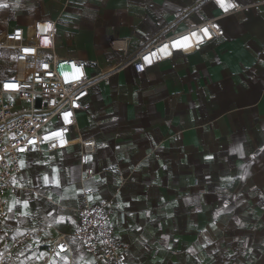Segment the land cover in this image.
<instances>
[{
    "label": "crops",
    "instance_id": "1",
    "mask_svg": "<svg viewBox=\"0 0 264 264\" xmlns=\"http://www.w3.org/2000/svg\"><path fill=\"white\" fill-rule=\"evenodd\" d=\"M238 1L222 36L137 73L131 60L147 46L218 15L212 0H0V35L54 19L56 53L96 77L77 113L81 135L97 141L95 174L82 182L78 146L22 157L4 224L34 239L14 262L99 264L77 240L48 254L77 228L87 187L92 201L116 197L134 264H264V4ZM113 38L129 39L127 52ZM7 240L0 232L2 253Z\"/></svg>",
    "mask_w": 264,
    "mask_h": 264
},
{
    "label": "built area",
    "instance_id": "2",
    "mask_svg": "<svg viewBox=\"0 0 264 264\" xmlns=\"http://www.w3.org/2000/svg\"><path fill=\"white\" fill-rule=\"evenodd\" d=\"M212 2L219 11L218 15L147 46L131 60L135 71L142 73L153 65L170 60L178 51L188 53L202 49L215 37L224 34L220 24L222 17L245 8L238 0H226V3L234 4L235 7L225 12L216 0ZM257 4H264V0L257 1ZM56 26L54 19H40L29 27H14L0 35V49L10 51L7 73L0 77V232L8 239L0 264L12 260L17 249L34 239L32 230L11 237V231L4 224L7 215L5 195L8 190L17 192L18 188L10 180L22 171L23 156L33 149L57 151L78 146L82 182L95 174L90 159L96 150L97 141L93 137L81 135L77 113L88 108L87 98L90 87L96 83V77L87 74L84 60L62 57L56 53ZM205 27L211 33L210 39L200 31ZM193 32L197 36H192ZM183 37H189L191 46L174 47V42L181 41ZM197 37H203L202 41L198 42ZM112 44L116 50L127 52L129 39L113 38ZM1 58L3 56L0 55ZM22 101L28 102L29 106L17 108V103ZM65 113H71L68 120L64 118ZM54 131L63 132L66 141L63 146L59 143L60 138L51 136ZM42 189L43 186L38 187V190ZM81 195L83 204L77 209V228L70 234H61L52 239L48 254L67 253L70 251V240H77L99 264H134L130 244L122 241L116 233V197L92 201L89 197L93 195V190L87 187L82 188ZM117 195L124 198L121 193ZM48 199L54 200L52 196ZM125 207L127 204L119 209L123 222L126 220Z\"/></svg>",
    "mask_w": 264,
    "mask_h": 264
},
{
    "label": "snow or ice",
    "instance_id": "3",
    "mask_svg": "<svg viewBox=\"0 0 264 264\" xmlns=\"http://www.w3.org/2000/svg\"><path fill=\"white\" fill-rule=\"evenodd\" d=\"M216 3L225 12H227V11H229V9L235 7L234 4L226 3V0H216ZM5 7H6V5H5ZM216 26L217 25H213V27H216ZM200 31L204 34V36H207L209 39L211 38V33L209 32V29L207 27L200 29ZM191 35L194 36V37L197 36V34L195 32H193ZM202 39H203V37H197V41L198 42L202 41ZM188 41H189V37H183L181 41L174 42L173 46L174 47H190L191 44L188 43ZM26 51H29V50H26ZM146 59H147V57H146ZM5 87H15V85H5ZM70 115H71V113H65L64 114L65 120H68V117ZM68 122L70 123V121H68ZM51 136L60 138L59 139V143L61 144V146H63L66 143V141L63 139V132L62 131H54V132L51 133ZM49 138H51V137H46L45 139H49ZM52 146L55 147L54 144ZM86 159H90V158H86ZM21 166H23V162H21ZM44 182L48 183L49 182V177L45 176L44 177ZM53 182L55 183V185L57 187L60 186V180H59L58 177ZM89 199H91V197H89ZM16 203H20V201H16ZM23 205H24L25 208H27L28 207V202L24 201ZM11 210L12 209L9 208V211H11ZM24 214L27 215V213H24ZM62 258L66 259V257H62Z\"/></svg>",
    "mask_w": 264,
    "mask_h": 264
},
{
    "label": "rangeland",
    "instance_id": "4",
    "mask_svg": "<svg viewBox=\"0 0 264 264\" xmlns=\"http://www.w3.org/2000/svg\"><path fill=\"white\" fill-rule=\"evenodd\" d=\"M7 51L9 52V54L4 55V52H5L4 49H0V55L3 56V58L0 59V77L3 76L4 74H6L7 70H8L7 67L9 66L10 51L9 50H7ZM4 57H6V58H4ZM28 106H29V104L26 101H22L20 103H17V108H26ZM1 254H2V252H0V257L2 256ZM16 258H17V255H15V257L12 260L5 261L4 264H17L18 261L14 262V260H16Z\"/></svg>",
    "mask_w": 264,
    "mask_h": 264
},
{
    "label": "trees",
    "instance_id": "5",
    "mask_svg": "<svg viewBox=\"0 0 264 264\" xmlns=\"http://www.w3.org/2000/svg\"><path fill=\"white\" fill-rule=\"evenodd\" d=\"M4 55H7V54H9V52L6 50V49H4Z\"/></svg>",
    "mask_w": 264,
    "mask_h": 264
}]
</instances>
